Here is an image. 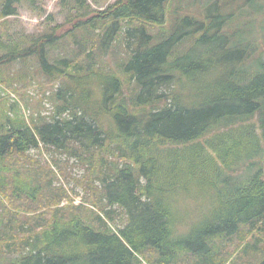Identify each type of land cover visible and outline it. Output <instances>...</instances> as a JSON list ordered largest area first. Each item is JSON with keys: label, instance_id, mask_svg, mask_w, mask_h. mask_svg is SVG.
Wrapping results in <instances>:
<instances>
[{"label": "trees", "instance_id": "obj_1", "mask_svg": "<svg viewBox=\"0 0 264 264\" xmlns=\"http://www.w3.org/2000/svg\"><path fill=\"white\" fill-rule=\"evenodd\" d=\"M35 1L0 0V90L26 104L19 89L40 72L53 103L26 118L0 98V264H264V62L250 68L248 36L229 34L212 6L165 28L169 0L94 14L75 0L79 50L54 55L57 26L10 34L7 18ZM121 34L127 55L105 70L98 57ZM41 147L66 157L54 163L81 203L28 154Z\"/></svg>", "mask_w": 264, "mask_h": 264}, {"label": "rangeland", "instance_id": "obj_2", "mask_svg": "<svg viewBox=\"0 0 264 264\" xmlns=\"http://www.w3.org/2000/svg\"><path fill=\"white\" fill-rule=\"evenodd\" d=\"M62 0H36V10H30L20 5L18 7V15L10 16L7 19L10 22V34L16 39L25 37L26 34L38 35L42 33H48L52 27L55 28V32L58 35L63 36L62 40H59V43L56 44L54 49L50 53L56 55H71L73 50H79L77 44L73 40H70L72 33L71 27L72 23L76 19L74 14L79 9L76 8L75 0H65L69 3L70 6H61L60 3ZM116 0H85V7H88V11L94 14L99 10H103L108 4L115 2ZM212 1V2H211ZM244 0H169L166 4V10L168 12L169 21L166 22L163 27L168 28L172 22H174L175 17L178 15H184L187 13H194L196 16L205 15V10L210 7L211 12H219L223 15H229L228 24L225 25V29L229 34H236L237 36H248L251 40L252 47L254 46V51L251 54L249 59L250 68L253 69L256 67L255 60L260 58L264 62V0H254L250 3L243 2ZM81 9V10H82ZM79 10V11H81ZM1 21V19H0ZM152 29V33H156L157 27ZM69 32V33H68ZM77 40V39H76ZM182 42L181 46L184 44L189 45L190 40L187 39ZM184 43V44H183ZM126 39L123 34L119 37L118 40H114L110 43L109 47L102 51L98 59L100 62L106 64L104 66L105 70L114 69L116 70V62L119 59L124 58L127 55V50L125 47ZM88 48L91 43H88ZM203 48V47H201ZM22 63H14V65L8 68V74L12 72H17L19 66ZM28 70H35L36 64H29L27 66ZM32 71V72H33ZM37 72V71H35ZM45 78L41 76L38 72V76L35 81L31 84L21 87L19 90L21 93L29 95L28 102L25 104V101L22 98H19L16 92H14L9 86L1 84L2 90H0V98H4L6 102L16 101L20 106V112L25 114L26 118H29L30 114L40 113L42 116L50 115L53 111V103L47 96L50 95V90L52 84L46 82ZM45 91V93H43ZM27 96L24 97L26 99ZM255 122V119L253 120ZM264 144V140L261 141ZM264 146V145H263ZM32 157L37 158L40 161V164H43L46 167H51L56 173L57 179L54 180V185H63L66 191L70 194L72 203L79 204L85 196V192L81 189L76 188L75 191H72L73 184L71 179L68 177L64 178L61 174L58 166L55 165L54 159L60 158L64 160L62 154L50 149L46 150L44 147L40 149L31 150L28 152ZM264 156V151L263 155ZM66 160V159H65ZM68 161V172L74 174L82 173V169L77 166H71L74 164L72 159H67ZM240 174H243L241 172ZM239 175V174H238ZM201 184L194 182L189 187L188 193H194L200 191ZM76 192V193H75ZM185 192V191H184ZM182 193V196L187 197L185 193ZM177 198H180L178 194ZM67 200H62V205L66 204ZM190 209V208H189ZM238 254V251L233 252V258ZM239 255L237 256V258Z\"/></svg>", "mask_w": 264, "mask_h": 264}]
</instances>
